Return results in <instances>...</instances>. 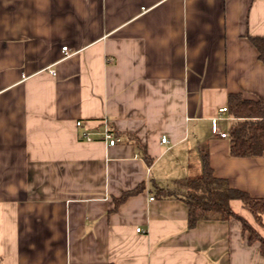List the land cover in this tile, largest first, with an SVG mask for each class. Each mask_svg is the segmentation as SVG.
<instances>
[{
	"label": "crops",
	"instance_id": "0c3cea01",
	"mask_svg": "<svg viewBox=\"0 0 264 264\" xmlns=\"http://www.w3.org/2000/svg\"><path fill=\"white\" fill-rule=\"evenodd\" d=\"M250 36L264 0H0V264H264L241 222L189 229L187 205L155 192L200 178L208 155L264 198V156L233 158L220 136L231 94L264 98ZM108 128L124 141L83 140Z\"/></svg>",
	"mask_w": 264,
	"mask_h": 264
},
{
	"label": "trees",
	"instance_id": "16d2710c",
	"mask_svg": "<svg viewBox=\"0 0 264 264\" xmlns=\"http://www.w3.org/2000/svg\"><path fill=\"white\" fill-rule=\"evenodd\" d=\"M249 39L259 52L264 62V38ZM229 114L237 121L230 129V155L233 158H256L264 156V98L247 99L241 93L231 94L228 98ZM117 136L121 135L114 130ZM127 142H132L139 148L142 159L151 166L153 158L148 154L136 136L127 134ZM203 174L200 178L188 183L177 184L175 188H161L155 185L156 197L160 199L175 198L182 200L188 207V228L193 229L201 221H228L236 219L241 222L244 234L249 235V243H259L264 257V238L256 228L242 216L236 214L230 203L240 200L244 207L252 214L256 224L264 227V198H254L244 191L230 187L227 180L215 175L208 155H204ZM145 185L135 190L125 192L116 199L117 207L129 197L143 191Z\"/></svg>",
	"mask_w": 264,
	"mask_h": 264
},
{
	"label": "built area",
	"instance_id": "2783aa9c",
	"mask_svg": "<svg viewBox=\"0 0 264 264\" xmlns=\"http://www.w3.org/2000/svg\"><path fill=\"white\" fill-rule=\"evenodd\" d=\"M62 50L65 54V57H69L72 55V53L70 52L68 47H63ZM52 73L55 74V71H52ZM225 112H228L227 108H222L220 110V113H225ZM76 125H77V127H81L82 122H77ZM220 136L222 138H227L228 134L221 133ZM95 137H99V140L105 141L106 143H108L109 146H115V145H118L124 141L120 136H117L116 133L114 132V130H112L111 128H108V129H105L103 131H99L96 133L87 132V133L83 134V140H85L87 142L93 141ZM162 143H164V144L167 143V139L163 138ZM153 199L154 198H151V200H153ZM138 231H140V229H138Z\"/></svg>",
	"mask_w": 264,
	"mask_h": 264
}]
</instances>
